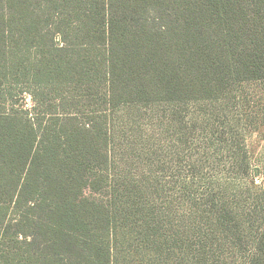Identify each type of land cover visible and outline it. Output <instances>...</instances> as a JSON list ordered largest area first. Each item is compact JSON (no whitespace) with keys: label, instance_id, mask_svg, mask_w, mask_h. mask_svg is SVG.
<instances>
[{"label":"trees","instance_id":"1","mask_svg":"<svg viewBox=\"0 0 264 264\" xmlns=\"http://www.w3.org/2000/svg\"><path fill=\"white\" fill-rule=\"evenodd\" d=\"M263 82L264 0H0V264H264Z\"/></svg>","mask_w":264,"mask_h":264},{"label":"rangeland","instance_id":"2","mask_svg":"<svg viewBox=\"0 0 264 264\" xmlns=\"http://www.w3.org/2000/svg\"><path fill=\"white\" fill-rule=\"evenodd\" d=\"M251 98L253 102V106L255 112H259L260 116L258 117V121L256 124H253L246 131V149L248 151L249 157L251 159V170L249 183H253L256 187L264 186V82L263 83H255L251 88ZM33 106L32 98L29 95H26L20 103L19 109H28ZM147 123L144 122L146 126ZM242 144L244 143L243 138ZM244 145V144H243ZM183 158V157H179ZM168 161H172L173 158H168ZM244 182V181H243ZM247 182V181H246ZM246 182H244L246 184ZM2 246V245H0ZM1 248V247H0ZM2 250H7V248H3ZM19 257H22V251L19 250ZM5 252V251H4Z\"/></svg>","mask_w":264,"mask_h":264}]
</instances>
